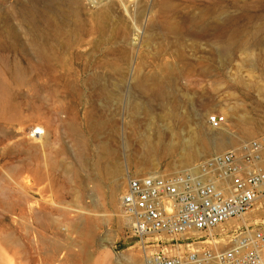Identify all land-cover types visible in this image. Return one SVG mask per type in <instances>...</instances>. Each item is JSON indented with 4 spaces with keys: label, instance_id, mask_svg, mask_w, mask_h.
Wrapping results in <instances>:
<instances>
[{
    "label": "rangeland",
    "instance_id": "obj_1",
    "mask_svg": "<svg viewBox=\"0 0 264 264\" xmlns=\"http://www.w3.org/2000/svg\"><path fill=\"white\" fill-rule=\"evenodd\" d=\"M9 1L0 0V230L18 244L24 260L8 246L16 260L63 264L70 258L68 264H98L110 248L113 256L109 253L105 264H144L146 253L164 247L174 245L184 254L190 250L187 243L202 247L205 243L192 235L148 236L143 242L130 236L120 197L128 176L172 173L264 136V0H123L126 12L121 4L112 5L100 25L93 19L100 6L90 9L83 1L77 16L67 0L55 1L58 6L43 0L53 31L47 28L40 43L64 57L52 64H65L69 72L20 75L17 66L27 65L18 53L33 48V42L15 29L16 18L13 23L7 18ZM209 1L215 3L208 9L214 11V32L222 40L216 50L207 46L205 35L195 38L190 31V17ZM168 17L181 30L168 31ZM223 113L238 122L225 126L237 142L217 149L224 126L213 129L208 119L216 115L222 123ZM68 121L83 135L90 163L103 167L100 197L87 196L92 185L77 160ZM242 123L250 126L248 134ZM32 125L45 130L43 140L28 139ZM24 175L38 190L13 197L14 184ZM118 175L123 189L114 205L110 185ZM31 194L42 201L40 216L14 219L6 213L7 208L18 212ZM81 214L90 222L85 235L74 228ZM243 218L251 228H264V201ZM242 221L213 231L224 241L220 248L227 247V235Z\"/></svg>",
    "mask_w": 264,
    "mask_h": 264
},
{
    "label": "built area",
    "instance_id": "obj_2",
    "mask_svg": "<svg viewBox=\"0 0 264 264\" xmlns=\"http://www.w3.org/2000/svg\"><path fill=\"white\" fill-rule=\"evenodd\" d=\"M208 125L217 129L219 117L211 116ZM262 201L264 136L172 173L128 176L119 208L128 234L141 242L148 236L192 235L205 243L199 248L187 243V254L174 245L148 252L144 264H264V228L242 221L227 235L225 248L213 233L230 221H241Z\"/></svg>",
    "mask_w": 264,
    "mask_h": 264
},
{
    "label": "bare ground",
    "instance_id": "obj_3",
    "mask_svg": "<svg viewBox=\"0 0 264 264\" xmlns=\"http://www.w3.org/2000/svg\"><path fill=\"white\" fill-rule=\"evenodd\" d=\"M44 1H47V0H44ZM55 1L57 2V0H51V1H48V2H49V4L52 3V5H53L55 3ZM83 1H85L86 5L88 7H90V9L92 7L95 8V6H100V7H98L100 9L99 14H97L96 17L93 18L94 21L98 22L99 25L102 24L105 21V19L108 18V14H109V11H110V8L112 7V5H115V4L118 3V4H121L122 7H125L124 8L125 12L127 10V7L125 6V4L122 3L123 0H67V4H69V6H70L69 8H71L72 12H74L73 14L77 15L76 13H79L78 12L79 9H80L79 7L81 6ZM42 3H43V0H13V2L9 1L10 8H9V12H8V17L7 18L11 19L12 23H13L14 19L16 18V20L18 22V25L21 28V30H19L17 24L15 25L17 27L15 29L18 30L19 32H24V33L26 32L25 34L29 35V40L33 42V44L31 43L33 45V48L30 47V48H32V49L29 48L30 51H28L29 49L28 50H21L18 53V55L21 57L22 61L25 62L26 65H27L25 67H23L21 65L19 66L18 64H17L18 66L16 65L18 67L17 71L19 72L18 73L19 75H20V73L25 74L29 70L34 71V72H39V73H41V72H53V73H57V74H63V73L66 74V73L69 72V69H68V67L65 64H63V65H60V64L53 65L52 64V61H62V59L64 57L59 56V55L56 56V54L55 55L51 54V52L48 49V47L45 46V45H42L40 43V39L43 38V33L45 32V30L48 27L51 26V22H52V21L50 22V20H49L50 17H49V19L47 18L48 14L45 13V11L41 8V4ZM58 3L60 4V2H58ZM56 5L58 6V4H56ZM214 6H215L214 1H209L203 7L205 10L199 12L198 15H194V16L190 17V23H191L190 31H192L193 36L195 38H200L202 35H205L207 37L206 38L207 46L212 47V48L215 47V50H216V46L218 44L222 43L221 42L222 40L219 37L220 35L218 36L214 32L213 25L211 23L212 19H214V16H213L214 11L211 12L208 9H212L213 10ZM46 7H48V6L46 5ZM61 7H62V5H61ZM61 7H60V10H61ZM54 8L56 9L57 7H54ZM68 10H70V9H68ZM63 12H65V11H63ZM70 12H71V10H70ZM90 12H91V10H90ZM169 12L170 11L166 10L164 13H166V15H168ZM48 13H50V12L48 11ZM208 14H210V15H208ZM52 16H53V14H52ZM52 16H51V19L53 18ZM54 16H56V15H54ZM73 17H74V15H73ZM54 18H57V17H54ZM154 18H156V17H154ZM54 20H56V19H54ZM154 20H156V19H154ZM9 23H10V20H9ZM156 23H157V21H156ZM60 26H61V24H60ZM14 27L11 28V30L14 29ZM97 27H99V26H97ZM166 27H167V30L170 31L171 33L177 32L181 28V26H179V28H178L177 24L174 21L170 20V17H168V21L166 23ZM8 30L11 31L10 29H8ZM50 30H52V29H49V31ZM11 33L12 34L14 33L13 30H12ZM181 33H182V31H181ZM6 35L8 36V34H6ZM27 38L28 37H26V39ZM12 40H11V42H12ZM29 40H27L28 43H29ZM228 41L226 40L223 45H226V43ZM41 42H43V41H41ZM231 44L233 45L234 43H231ZM22 45H23V43H22ZM27 46H29V45H27ZM220 46H221V44H220ZM19 48H22V47H19ZM23 49H25V48L23 47ZM211 51L212 50H210V52ZM213 52H214V50H213ZM18 55H16V56H18ZM208 55H209V53H208ZM9 57L13 58L15 56L10 55ZM33 57H35L36 60H34ZM17 59H19V58H17ZM14 60H16V59L14 58ZM19 64H21V63H19ZM159 85H160L159 83H156V87H158ZM161 86H163V84ZM161 86H160V88H162ZM160 88L158 90H160ZM222 116L224 118H223L222 123L220 121V124H221V126H224V127H222V132L219 134L218 139H216V141H215L217 149L230 147L231 145H233V144H235L237 142V139L232 137L233 136L232 131L228 130L225 126H227V125L235 126L238 122L233 120L231 114L227 117L223 113ZM66 126H67V128H68V130L71 133L72 138H73L74 147L76 148L77 160L80 162L81 166L84 169H86V171H87V178H86L87 180L86 181L91 183V185H92V188L90 190H87V192H86L87 196H89L90 198H92V197H100L101 190H102V187H103L102 180H101V175L103 173V167H102V165L100 163H92V164L90 163V160L86 157V151H85V147H86L85 143H86V141H85L83 135L75 129L73 123L71 121H68L66 123ZM242 126L245 127V129L247 131V134H248V132L250 131V126L247 123H242ZM28 130H29V134L32 132L31 133V137H28V139L38 136L39 137L38 141L39 140H43L44 135H45V130L41 127V125H32V126L28 127ZM199 135H200V141H204L205 139H207L201 131H200ZM33 138L29 139V140L35 142L34 141L35 139H33ZM150 149L152 151H155L154 150L155 147L154 148L151 147ZM151 150H150V152H151ZM70 169H71V167H70ZM72 171H73V173L75 175H77L78 169L73 168ZM34 174H36V173H34ZM118 177L119 178L117 179V177H116V179L113 180L111 185H110V196L112 197V202H113L112 204H114V205H115V202H114L113 198L116 196V194L120 193L122 191V189H123L122 182L120 180L121 175L120 176L118 175ZM10 183H12V181ZM14 185L16 187H15V189H13L11 191L13 197L17 196L18 194H25V193L34 192V191L38 190L37 183L33 184V182L30 181L29 177H27V175H24L23 177H20L15 182ZM32 195L33 194H31V196L29 198H26V201H23V202H25V206H22V207H20L18 209L19 213L14 208L5 209L6 213L8 215H10L14 219H16L18 217H20V218L24 217V218H28V219H31L32 217L33 218H37L38 215H39L40 209L43 207V204H42V201H38ZM18 204H20V203H18ZM0 209L3 210L2 208H0ZM84 210L87 211L86 208H84ZM8 215H3L2 217H4V216L7 217ZM78 217H79V220L77 221L76 224L74 223L75 224L74 228H75V230L77 229L82 235H85L86 232H88L87 231L88 230V224L90 223L88 221L87 214H81ZM242 220L245 221L244 218H242ZM17 221H19V220H17ZM65 229L67 231V228H65ZM65 233L66 232H64V234ZM68 236H69V234H68ZM218 242L220 244V243H223L224 241L223 240L222 241L219 240ZM8 246L13 248V249H15V250H17L18 256H21V258L24 260V258L22 257V252L17 248L18 244L15 243L13 240H11L9 235H7V233H5V231L0 230V264H25L26 262H22L21 263V262H18L16 260V257H15L16 254L11 253L10 250L8 249ZM82 252L83 253L85 252V247L82 248ZM108 255H109V251L107 249H105L104 254H102V256L100 257V259L98 261V264H105ZM69 262H70V258L69 259L66 258L65 261L63 262V264H68ZM204 264H216V263H214L213 261H208L207 263H204Z\"/></svg>",
    "mask_w": 264,
    "mask_h": 264
},
{
    "label": "water",
    "instance_id": "obj_4",
    "mask_svg": "<svg viewBox=\"0 0 264 264\" xmlns=\"http://www.w3.org/2000/svg\"><path fill=\"white\" fill-rule=\"evenodd\" d=\"M107 250L109 251L110 255L109 258L113 256V251L110 248H107Z\"/></svg>",
    "mask_w": 264,
    "mask_h": 264
}]
</instances>
